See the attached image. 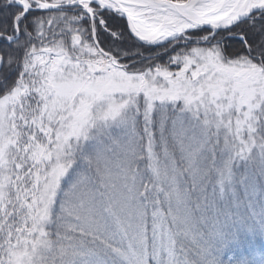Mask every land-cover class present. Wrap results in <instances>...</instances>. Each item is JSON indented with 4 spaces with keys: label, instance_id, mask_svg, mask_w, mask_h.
Segmentation results:
<instances>
[{
    "label": "snow or ice",
    "instance_id": "1",
    "mask_svg": "<svg viewBox=\"0 0 264 264\" xmlns=\"http://www.w3.org/2000/svg\"><path fill=\"white\" fill-rule=\"evenodd\" d=\"M264 0H0V264H264Z\"/></svg>",
    "mask_w": 264,
    "mask_h": 264
},
{
    "label": "rangeland",
    "instance_id": "2",
    "mask_svg": "<svg viewBox=\"0 0 264 264\" xmlns=\"http://www.w3.org/2000/svg\"><path fill=\"white\" fill-rule=\"evenodd\" d=\"M259 247H262V248H264V245H260Z\"/></svg>",
    "mask_w": 264,
    "mask_h": 264
}]
</instances>
